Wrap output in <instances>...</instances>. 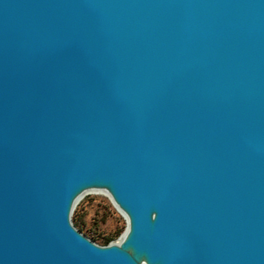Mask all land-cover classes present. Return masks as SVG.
<instances>
[{"label":"water","instance_id":"obj_1","mask_svg":"<svg viewBox=\"0 0 264 264\" xmlns=\"http://www.w3.org/2000/svg\"><path fill=\"white\" fill-rule=\"evenodd\" d=\"M0 264H264V0H0Z\"/></svg>","mask_w":264,"mask_h":264},{"label":"rangeland","instance_id":"obj_2","mask_svg":"<svg viewBox=\"0 0 264 264\" xmlns=\"http://www.w3.org/2000/svg\"><path fill=\"white\" fill-rule=\"evenodd\" d=\"M77 211L83 214V222L87 229L94 230L101 235L120 232L116 241L127 230V218L106 193H87L83 195L75 206L72 218Z\"/></svg>","mask_w":264,"mask_h":264},{"label":"trees","instance_id":"obj_3","mask_svg":"<svg viewBox=\"0 0 264 264\" xmlns=\"http://www.w3.org/2000/svg\"><path fill=\"white\" fill-rule=\"evenodd\" d=\"M83 217H84L83 214L80 211H77L73 217L74 224L83 233H85L87 236H89L90 238H92L93 240L97 241L100 244L106 245L113 241H116V239L120 235V232L118 231L114 233H110L108 235H101L94 230L87 229L83 222Z\"/></svg>","mask_w":264,"mask_h":264},{"label":"bare ground","instance_id":"obj_4","mask_svg":"<svg viewBox=\"0 0 264 264\" xmlns=\"http://www.w3.org/2000/svg\"><path fill=\"white\" fill-rule=\"evenodd\" d=\"M88 193H106L105 191H103V190H91V191H89Z\"/></svg>","mask_w":264,"mask_h":264}]
</instances>
